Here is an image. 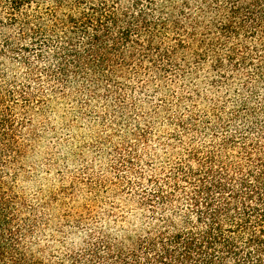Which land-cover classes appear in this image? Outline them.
<instances>
[{
  "label": "rangeland",
  "instance_id": "1",
  "mask_svg": "<svg viewBox=\"0 0 264 264\" xmlns=\"http://www.w3.org/2000/svg\"><path fill=\"white\" fill-rule=\"evenodd\" d=\"M200 3L124 0L121 10L149 6L152 19L169 24L159 38L169 46L148 56L141 49L126 52V67L141 68L96 86L83 74L58 83L51 76L58 46H23L30 39L2 12L0 86H30L37 98L29 108L19 94L13 101L19 153L6 176L22 200L30 253L55 263L105 235L144 231L150 212L141 203L159 189L175 201L169 206L154 196L156 216L171 217L172 209L184 215L195 177L224 165L239 178L250 160L264 157V46L245 33L223 36L212 24L216 17L200 14ZM48 8L54 5L28 12L36 24L42 16L52 36ZM66 10L57 9V16ZM176 17L190 33L181 35L187 46H173L178 33L170 20ZM197 21L201 26L193 27ZM7 39L17 42L16 51L8 50Z\"/></svg>",
  "mask_w": 264,
  "mask_h": 264
},
{
  "label": "trees",
  "instance_id": "2",
  "mask_svg": "<svg viewBox=\"0 0 264 264\" xmlns=\"http://www.w3.org/2000/svg\"><path fill=\"white\" fill-rule=\"evenodd\" d=\"M123 1L0 0V25H5L1 20L3 12L8 25L20 27L22 38L30 39L31 44L23 46H58L60 56L56 55V70L51 73L58 83L69 84L71 74H83L93 86L110 84L114 74L138 68L126 67V52L132 54L141 49L148 56L153 49L162 51L159 46H169L159 39L160 29H166L167 22L152 19L146 10L149 6L123 11L118 8ZM200 1V14L216 17L212 24L223 36L245 33L264 46V0ZM46 2L54 5L46 13L53 19L52 36L43 29L42 16L37 17L36 24L35 14L32 17L28 12L32 6ZM63 8L69 12L60 19L57 9ZM221 16L223 20L217 18ZM185 17L193 21L192 17ZM170 24L178 33L173 46H187L181 36L187 29L181 19L176 17ZM200 26V22H193V27ZM16 44L7 39L5 46L16 51ZM21 59L34 71L27 56L23 54ZM17 94L28 108L37 101L30 86H0V264H264V157L250 160L251 166L239 178L232 174L235 170L224 165L195 177L197 181L187 198L190 206H186L184 215L171 208L173 216H156L154 196L169 206L175 201L171 194L159 189L158 195L144 197L141 203L150 212L144 231L121 238L105 235L55 263L30 253L25 240L31 229L19 212L22 200L6 179L19 153V121L13 102Z\"/></svg>",
  "mask_w": 264,
  "mask_h": 264
}]
</instances>
